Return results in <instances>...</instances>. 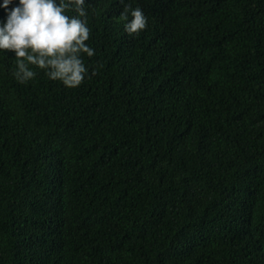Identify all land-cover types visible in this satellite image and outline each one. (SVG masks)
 Wrapping results in <instances>:
<instances>
[{
	"label": "trees",
	"instance_id": "trees-1",
	"mask_svg": "<svg viewBox=\"0 0 264 264\" xmlns=\"http://www.w3.org/2000/svg\"><path fill=\"white\" fill-rule=\"evenodd\" d=\"M84 9L75 89L0 50V264H264V0Z\"/></svg>",
	"mask_w": 264,
	"mask_h": 264
},
{
	"label": "clouds",
	"instance_id": "clouds-1",
	"mask_svg": "<svg viewBox=\"0 0 264 264\" xmlns=\"http://www.w3.org/2000/svg\"><path fill=\"white\" fill-rule=\"evenodd\" d=\"M12 0H4L8 8ZM85 0H19V6L8 14L6 24L0 27V50L12 51L17 58L18 71L14 73L20 83L33 79L35 72L29 65L45 70L49 79L59 80L66 88L75 89L85 79L88 69L81 54L88 57L94 50L86 45L90 30L84 9ZM78 16L70 17L67 10ZM129 12L131 20L129 21ZM129 35L139 34L146 28L143 12L130 6L121 13ZM92 75H96L93 70Z\"/></svg>",
	"mask_w": 264,
	"mask_h": 264
}]
</instances>
